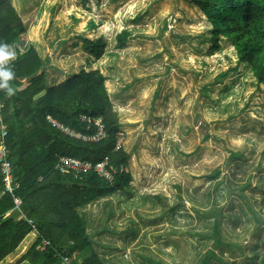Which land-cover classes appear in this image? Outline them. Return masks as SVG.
Instances as JSON below:
<instances>
[{"label": "rangeland", "instance_id": "obj_1", "mask_svg": "<svg viewBox=\"0 0 264 264\" xmlns=\"http://www.w3.org/2000/svg\"><path fill=\"white\" fill-rule=\"evenodd\" d=\"M93 1L105 2L101 16L91 0H11L26 27L13 45L32 43L45 76L88 66L77 58L84 37L106 41L93 62L126 134L132 181L81 210L90 249L106 264H261L263 83L231 40L212 46L211 24L194 4ZM114 12L130 31L120 48L121 29L110 41L105 31Z\"/></svg>", "mask_w": 264, "mask_h": 264}, {"label": "trees", "instance_id": "obj_2", "mask_svg": "<svg viewBox=\"0 0 264 264\" xmlns=\"http://www.w3.org/2000/svg\"><path fill=\"white\" fill-rule=\"evenodd\" d=\"M185 1L198 6L210 22L212 46L218 48L220 38L231 40L238 60L246 62L264 85V0ZM91 2L94 16H101L105 2ZM74 5L77 10L81 8ZM119 16L120 12H114L113 25L105 28L109 41L121 29L115 35L117 48L130 36ZM25 29L11 0H0V44L17 43ZM38 33L36 29L34 36ZM82 45L84 51L98 59L105 52L106 41L102 36L84 37ZM14 47L15 59L5 64L14 73L9 81L14 94L9 96L0 89V124L6 131L0 141L12 163L13 179L19 183L13 193L21 197L25 216L18 217V211L12 210V193H0V260L14 251L29 232H35L28 248L7 264H57L59 254L71 257L72 262L75 254L81 256L76 264H106L90 249L92 240L80 209L117 190H126L131 185V172L117 171L107 180L94 170L61 173L55 167L60 155H71L92 163L107 156L114 166L128 168L130 151L114 150L120 123L105 85L106 76L99 68H80L64 80L47 85L44 61L35 46L28 43L22 51ZM80 113L100 117L106 136L94 142L83 141L61 132L46 119L50 114L78 131L93 132L95 126L81 121ZM2 185L0 172V191ZM27 218L33 219L34 228ZM42 238L51 243L45 249L37 247ZM10 258L8 255L0 264Z\"/></svg>", "mask_w": 264, "mask_h": 264}, {"label": "built area", "instance_id": "obj_3", "mask_svg": "<svg viewBox=\"0 0 264 264\" xmlns=\"http://www.w3.org/2000/svg\"><path fill=\"white\" fill-rule=\"evenodd\" d=\"M9 46V45H8ZM18 46V45H15ZM20 48V46H18ZM10 50H14L15 52V47L12 44V47L9 46ZM22 48H20L21 50ZM10 61V60H9ZM8 61V62H9ZM6 62V63H8ZM47 121L60 130L61 132L75 137L77 139H81L83 141H98L106 136V129H105V124L102 121L100 117H92L88 114L85 113H80L79 114V119L83 122L86 123H91L95 126V130L93 132H82L78 131L74 128H71L67 126L66 124L60 122L56 118H54L52 115L47 114L46 115ZM1 128V134L0 137L2 138L3 135H5V128L3 124H0ZM126 134L123 129L120 127L117 129L115 132V145H114V150H118L119 148L124 147V140H125ZM55 167L61 172V173H69V172H74L75 174H82L84 172H87L89 170H94L96 174L100 177H103L107 180H111L114 177V174L117 171H124L128 170L127 167L120 165L119 167L114 166L109 162L108 157L106 156L103 160L97 161L95 163H92L89 160L81 159L76 156H71V155H60L56 161ZM12 163L9 159H7V149L4 145V143L1 141L0 142V172L2 175V181H3V187H2V193L3 192H10L12 193L13 196V202L14 206L12 210H16L19 213L18 217H23L25 216L22 209H21V204H22V199L20 196L16 195L13 193L15 188H18L19 183L13 179V172H12ZM28 222L35 227L34 221L32 218H27ZM36 234L35 232H33ZM51 243L48 239L42 238L37 247L40 249H45L47 246H49ZM59 258V263L57 264H69L71 261V257L69 256H63L60 255Z\"/></svg>", "mask_w": 264, "mask_h": 264}, {"label": "crops", "instance_id": "obj_4", "mask_svg": "<svg viewBox=\"0 0 264 264\" xmlns=\"http://www.w3.org/2000/svg\"><path fill=\"white\" fill-rule=\"evenodd\" d=\"M12 4L14 5V7H15V9L17 10V12H18V8L16 7V5L14 4V2H12ZM19 13V12H18ZM20 15V14H19ZM21 16V15H20ZM115 43H116V41H115ZM76 48H77V51H79L80 52V54L78 53V55H77V58H79L80 60H81V58H84V60H85V62L87 63L88 62V66L86 65H80L79 67H78V65L80 64V62L77 64V67H72L71 66V68L69 69V71H67L68 72V75H64V77H62L61 79H58L57 78V76L55 75V74H51V76H49V75H46V83H47V85H53V84H55V83H58V82H60V81H62V80H64L65 78H67V77H69L71 74H74V73H77L78 71H79V69L80 68H85V69H87V70H89V69H92V68H99V67H97V66H95V62H93L94 60H96L97 58H95L93 55H91L90 53H88V52H86V51H84V49H83V45H82V42L77 46L76 45ZM106 48V47H105ZM106 53V51L104 52V54ZM103 54V55H104ZM91 64H94V65H92L91 66ZM100 69V68H99ZM101 70V69H100ZM51 73H54V72H51ZM48 77H50V79L48 78ZM53 77H55V78H53ZM106 80H107V77H106V79H105V85H106ZM106 88H107V86H106ZM107 90H108V88H107ZM108 93H109V91H108ZM0 193H2L1 191H0ZM104 198V197H103ZM96 201V200H95ZM95 201H93V202H95ZM93 202H91V203H93ZM90 203H88L87 205H85V206H83V207H81V209H80V214L82 215V213H81V210H83V209H85V207L86 206H88ZM86 229H87V227H86ZM88 230V229H87ZM34 237H35V234L33 233V232H29L23 239H22V241L19 243V245L16 247V249L14 250V251H12V252H10L9 254H7L5 257H7L8 255H11L12 256V258H10L9 260H7V261H5L3 264H7L8 262H10L12 259H14V258H16V257H18L19 255H17V254H15V253H18V252H21V250H25V249H27V247L31 244V243H29L30 242V240H34ZM29 240V241H28ZM17 249H19V250H17ZM17 251V252H16ZM100 256V255H99ZM4 257V258H5ZM74 257H75V259H77L78 257H80L81 258V256H75L74 255ZM101 257V256H100ZM3 258V259H4ZM2 259V260H3ZM2 260H0V262L2 261ZM76 261V260H75ZM79 262V261H78Z\"/></svg>", "mask_w": 264, "mask_h": 264}, {"label": "clouds", "instance_id": "obj_5", "mask_svg": "<svg viewBox=\"0 0 264 264\" xmlns=\"http://www.w3.org/2000/svg\"><path fill=\"white\" fill-rule=\"evenodd\" d=\"M16 54L10 50L7 44H0V89H5L9 96L13 95V89L9 86V81L14 78V73L5 67L7 61L15 59Z\"/></svg>", "mask_w": 264, "mask_h": 264}, {"label": "bare ground", "instance_id": "obj_6", "mask_svg": "<svg viewBox=\"0 0 264 264\" xmlns=\"http://www.w3.org/2000/svg\"><path fill=\"white\" fill-rule=\"evenodd\" d=\"M149 166V165H148ZM145 172H147V171H145ZM146 179V178H145ZM161 180V179H160ZM157 185V184H156ZM159 185V184H158Z\"/></svg>", "mask_w": 264, "mask_h": 264}]
</instances>
